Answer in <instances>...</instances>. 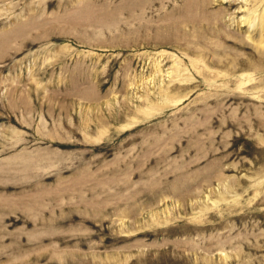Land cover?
I'll list each match as a JSON object with an SVG mask.
<instances>
[{"label":"rangeland","instance_id":"374dc122","mask_svg":"<svg viewBox=\"0 0 264 264\" xmlns=\"http://www.w3.org/2000/svg\"><path fill=\"white\" fill-rule=\"evenodd\" d=\"M0 264H264V0H0Z\"/></svg>","mask_w":264,"mask_h":264}]
</instances>
